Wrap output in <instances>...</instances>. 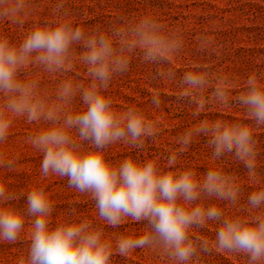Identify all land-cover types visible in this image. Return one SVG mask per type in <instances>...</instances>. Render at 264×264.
Masks as SVG:
<instances>
[{"label":"clouds","instance_id":"clouds-1","mask_svg":"<svg viewBox=\"0 0 264 264\" xmlns=\"http://www.w3.org/2000/svg\"><path fill=\"white\" fill-rule=\"evenodd\" d=\"M9 3L10 0H0V8H4L0 15H15L24 7L23 0L6 7ZM73 44L85 49L81 61L87 65L91 83L81 93L83 109L61 116L37 98L36 82L21 81L18 73L32 60L49 72L57 71L65 66ZM180 46L181 41L165 33L163 25L151 17L113 29L111 35H85L70 20L60 19L55 26L34 25L19 46L0 36V96L4 98L0 104V144L6 141L13 118L26 117L31 123L43 117L50 126L28 138L32 148L42 153V177L67 178L68 187L89 195L99 220L112 228L127 219L145 225L142 235H122L114 247L101 228L78 220L74 208L69 209L70 219L62 218L53 224L54 205L42 182L27 192L24 207L12 206L10 202L16 197L0 183V241L17 242L25 230L26 217L31 221L27 255L20 256L17 264H111L114 252L127 256L137 248L157 247L170 264H199L200 254H210L212 250L242 254L247 264H264V187L253 191L247 207L239 209L246 214L231 215L214 204L205 207L197 203L207 196L237 205L239 187L217 167L208 169L203 180H198L191 167H174L175 153L167 157L163 169L158 158L139 161L128 156L113 164L105 157L104 149L109 145L120 142L141 149L145 139L157 133L140 109L131 107L117 113L112 98L104 94L113 76L128 71L129 58L137 49L143 61L158 64ZM167 75L174 78V73ZM180 83L187 90L202 92L208 81L203 73L189 71ZM230 88L228 78L219 77L213 98L227 103ZM74 95L68 82L57 93L64 103ZM237 99L247 118L256 127L264 126V82L255 73L248 76L245 91ZM152 104L160 107L158 95L153 96ZM203 107L200 101L198 110ZM194 134L210 137L207 143L213 148V161L225 153L233 154L244 163L253 183H260L256 178L258 152L252 127L224 120L204 122L194 132L187 131L178 138L181 152L187 150ZM6 167L11 169V163ZM207 221L219 225L211 245L207 240L194 241L189 234L193 225L204 227Z\"/></svg>","mask_w":264,"mask_h":264},{"label":"rangeland","instance_id":"rangeland-1","mask_svg":"<svg viewBox=\"0 0 264 264\" xmlns=\"http://www.w3.org/2000/svg\"><path fill=\"white\" fill-rule=\"evenodd\" d=\"M15 2L10 0L6 7ZM23 4V9L15 15L10 12L0 15V36L16 46L22 43L34 25L55 26L60 19L70 20L72 26L82 28L85 35L100 32L111 35L113 29L126 28L144 17H151L163 25L165 33L178 38L181 46L165 61L158 64L145 62L141 50L137 49L129 58L128 71L113 76L104 94L112 98L117 113L136 107L155 125L157 133L146 138L141 149L120 142L109 145L104 149L105 157L113 164L128 156L139 161L158 158L163 169L167 157L175 153L177 163L174 167H191L198 180H203L208 169L217 167L232 177L239 187L237 205L231 206L227 201L207 196L197 203L202 202L205 207L214 204L226 214H246L239 209L247 207L248 196L253 191L264 187V126L256 127L247 118L246 110L237 98L245 91L249 75L255 73L264 82V0H23ZM2 11L4 8H0ZM84 51L80 44H73L65 66L54 72L32 60L20 69L18 79L36 82L37 98L47 109L61 116L80 111L83 109L81 93L91 83L87 65L81 61ZM189 71L206 76L208 84L202 92L187 90V86L180 83ZM168 73H174V78L169 79ZM225 76L231 88L227 103L221 104L213 98V90L218 78ZM66 82L75 92L69 103L60 101L57 96ZM154 95L159 97V108L152 104ZM181 96L185 98L179 99ZM200 101L204 103L202 110H198ZM3 102L4 98L0 96V104ZM216 120L240 122L254 129L258 152L256 178L260 183H253L244 163L233 154L225 153L213 161V148L207 143L209 136L194 134L187 150L180 151L181 145L177 142L180 136L190 130L194 132L204 122ZM48 126L43 117L31 123L26 117L13 118L7 139L0 144V183L16 197L10 202L12 206H26L27 192L40 181L54 205L53 224L62 218L70 219L69 209L74 208L78 220L90 221L93 226L101 228L114 247L122 235H142L145 230L143 223L127 219L119 227L112 228L100 221L90 196L69 188L67 178L42 177V153L32 148L28 138ZM9 163L11 169L6 167ZM30 224V218L26 217L25 230L17 242L0 241V264H17L20 256L27 255ZM218 227L216 222L207 221L204 227L193 225L189 234L194 241L207 240L211 245ZM111 264L170 262L157 247L137 248L127 256L114 252ZM199 264H247V258L242 254L212 250L210 254H200Z\"/></svg>","mask_w":264,"mask_h":264}]
</instances>
